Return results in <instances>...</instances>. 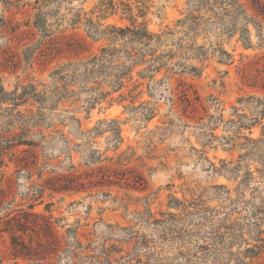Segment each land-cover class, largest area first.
<instances>
[{"label":"rangeland","instance_id":"obj_1","mask_svg":"<svg viewBox=\"0 0 264 264\" xmlns=\"http://www.w3.org/2000/svg\"><path fill=\"white\" fill-rule=\"evenodd\" d=\"M239 3L233 32L186 35L195 0H0V264H264V0ZM111 27L170 32L157 53L174 57L136 68L130 95L53 98L52 73ZM199 201L232 224L202 252L178 203Z\"/></svg>","mask_w":264,"mask_h":264},{"label":"trees","instance_id":"obj_2","mask_svg":"<svg viewBox=\"0 0 264 264\" xmlns=\"http://www.w3.org/2000/svg\"><path fill=\"white\" fill-rule=\"evenodd\" d=\"M206 15L208 18L204 19ZM241 17L246 18V12L239 0H195L193 8L183 20L178 21V25L185 28L186 35L197 31L200 26L207 23L218 26L221 30L229 31L227 27H223L226 20L229 19L232 24L230 30L233 32L234 29L232 28H235V23ZM108 32L109 45L101 48L98 54L90 56L84 62L68 64L52 73L54 80L52 85L53 98H58L62 94H74L76 91H83L91 94L89 103L94 105V103L106 99L113 93L121 92L128 86L132 87L128 91L130 95L142 85L137 81L132 82V73L136 68L144 66L142 70L136 72L140 79L145 76L152 77L166 64L163 61L165 57L168 59L174 57L173 53H157L159 47L164 43L165 37L172 34L170 32L157 35L148 32L144 27H111ZM177 47L182 50L189 49L181 44ZM202 55L203 53L200 56ZM185 69L186 67L183 66L182 70ZM191 69L195 70L194 68ZM105 85L110 87L109 92L102 91ZM74 88L78 90H74ZM118 98L124 99L122 94ZM178 203L181 209L180 214L198 216V223L195 225L197 232L204 229L205 225L207 226L208 231L203 236L204 244L197 247L199 252L208 250L214 242L215 246H220L225 242V237L229 234L232 226L228 222L229 219L223 220L220 224H214L215 211L204 207L201 201L191 202L187 205ZM169 217L171 221L165 229L166 235H179V231H176L179 218L171 214ZM164 222L168 223L167 219ZM259 249V246L248 248L243 252V256L255 258L260 253ZM108 259H110L109 256ZM137 262L140 263V261ZM237 264H244V262L242 259H238Z\"/></svg>","mask_w":264,"mask_h":264}]
</instances>
